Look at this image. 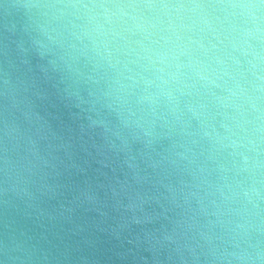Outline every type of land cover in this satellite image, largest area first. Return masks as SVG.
Returning a JSON list of instances; mask_svg holds the SVG:
<instances>
[{"label":"clouds","instance_id":"1","mask_svg":"<svg viewBox=\"0 0 264 264\" xmlns=\"http://www.w3.org/2000/svg\"><path fill=\"white\" fill-rule=\"evenodd\" d=\"M0 6L19 17L12 41L19 63L36 60L63 99L88 114L90 126L146 147L171 144L175 163L197 181L220 227L241 242L251 228L264 231V0H0ZM0 84V95L15 107L21 87L15 71L0 73ZM20 135L13 121L0 136V196L17 211L32 207L42 170L31 148L21 153ZM236 248L228 264H264L258 246ZM0 256V264L48 260L15 230Z\"/></svg>","mask_w":264,"mask_h":264},{"label":"water","instance_id":"2","mask_svg":"<svg viewBox=\"0 0 264 264\" xmlns=\"http://www.w3.org/2000/svg\"><path fill=\"white\" fill-rule=\"evenodd\" d=\"M18 29L15 10L0 6V73L15 71L21 85L15 107L0 95V136L14 121L21 153L31 148L42 170L32 207L17 211L0 196V245L26 232L48 256L39 264H228L238 243L264 250V231L251 228L241 242L217 224L171 144L146 147L90 126L36 60L21 65Z\"/></svg>","mask_w":264,"mask_h":264}]
</instances>
